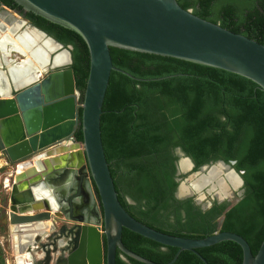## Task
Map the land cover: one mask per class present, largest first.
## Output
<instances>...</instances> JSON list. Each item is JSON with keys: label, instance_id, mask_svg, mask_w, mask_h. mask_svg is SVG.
I'll use <instances>...</instances> for the list:
<instances>
[{"label": "water", "instance_id": "95a60500", "mask_svg": "<svg viewBox=\"0 0 264 264\" xmlns=\"http://www.w3.org/2000/svg\"><path fill=\"white\" fill-rule=\"evenodd\" d=\"M12 1L26 12L76 33L88 53V73L81 102L77 104L79 93L68 68V50L33 29L58 49H63L68 63L64 68L49 69L40 79L13 89V94L0 95V151L6 162L16 163L15 169L18 163L23 167L31 165L14 178L10 197L13 206L8 214L12 235L21 232L36 235L34 247H29L36 252L34 257L28 253L31 259L28 262L114 264L117 250L125 262L128 257L142 264H155L124 248L121 231L125 229L163 247L175 248L167 264H172L182 251L194 253L206 264L195 250L223 241L239 246L241 264H264V237L252 255L247 243L233 233L219 232L198 240L179 238L157 232L131 218L116 198L100 139L101 107L109 75L111 71L120 72L111 64L109 48L220 69L249 80L264 93V46L194 16L190 10L181 9L175 0ZM0 19L9 26L15 22L1 15ZM78 125L80 143L72 136ZM66 141L73 145L65 148L80 146L82 159L78 156L77 165L68 167L75 156L68 155L64 160L67 167L55 170L59 162L54 156L61 153L60 149L65 150L60 144ZM176 153V176L186 175L182 180L176 179V199L193 198L195 205L204 210L210 204L201 202L204 192L216 203L229 202L234 191L237 197L242 195V179L230 164L216 161L192 171L191 160L179 149ZM182 162L186 163V169L181 167ZM211 167L220 168L223 174L230 172L238 185L233 188L228 182L216 184V180L222 178L218 175L201 189H192V181L199 175L206 176ZM24 182L29 189L21 190ZM30 187L35 191L43 190L49 197L48 201H42L43 209L33 214L29 211L38 202ZM219 193L227 195L220 197Z\"/></svg>", "mask_w": 264, "mask_h": 264}, {"label": "trees", "instance_id": "16d2710c", "mask_svg": "<svg viewBox=\"0 0 264 264\" xmlns=\"http://www.w3.org/2000/svg\"><path fill=\"white\" fill-rule=\"evenodd\" d=\"M183 10L264 46V0H175ZM9 4L10 0H0ZM36 28L70 47L75 90L81 102L88 53L73 31L26 13ZM111 71L100 116V139L116 198L137 222L166 235L202 239L219 232L241 237L255 255L264 237V93L252 82L220 69L168 57L109 48ZM80 110H78V122ZM81 142L79 125L73 132ZM176 149L193 163L222 161L242 179V195L210 201L176 199ZM129 200V202L127 201ZM121 243L155 264L176 249L125 229ZM195 252L206 264H241V250L223 241ZM116 250L114 264H142ZM0 264L3 263L0 249ZM172 264H203L182 251Z\"/></svg>", "mask_w": 264, "mask_h": 264}, {"label": "bare ground", "instance_id": "6f19581e", "mask_svg": "<svg viewBox=\"0 0 264 264\" xmlns=\"http://www.w3.org/2000/svg\"><path fill=\"white\" fill-rule=\"evenodd\" d=\"M19 24L22 25L20 22ZM3 27L2 26L0 27V31L4 32V33H0V53L2 54V57H3L2 65L4 67H7V70L4 71V73L0 71V95L1 96H7L11 90L17 89L26 84H29L35 78L40 79L41 74L46 72L49 68L50 69L60 68L68 63L67 57L62 56L61 60L59 58L61 56V53L62 52L64 53L65 51H63L62 49H58V47L54 43H52L48 39H45V37H43L42 35L34 31L29 33L30 34L29 37L26 34L14 35L13 32H11L9 26H8L9 29H7V27L6 28H3ZM10 33L14 36H12ZM22 33H25V32L23 31ZM31 37L36 40L35 45L37 46L38 49L35 47H32V45L31 46L27 45L28 43H30ZM42 48L44 49L46 48L47 53H44V49ZM57 52L59 53L55 54L52 57V55ZM18 56L21 57L22 59L16 58ZM13 58H16V59H13ZM68 144H70V142L66 141L63 144L64 147L63 146L62 147L65 148V146H67ZM60 150H61V153L59 154L65 153V154L74 155L73 153L75 151L80 150V146H78V148L77 147L71 148V149L66 148V150H62V149ZM57 155L58 154H56L55 156H56V159L59 161ZM64 160L65 158L61 159L62 163H64ZM30 162L31 164H33L32 161ZM62 163L60 164L61 166L60 165L56 166L55 170L61 169L63 165ZM182 163H185V162H182ZM182 163H181V167L184 168L182 166ZM29 168H31V165L27 164V166L23 167L18 164L17 169H16V175L23 173L25 169H29ZM36 172L34 170L35 174ZM218 175H221L222 178L216 180V184H220V183L225 184V182H228V184H230L233 188L236 187L234 186V183H237V180L233 179L230 176L231 175L230 172L223 174L221 169L218 167L217 168L211 167L207 171L206 176L204 177L199 175L195 180L192 181V183L190 184V187L192 189L194 188L195 190H199L202 188L203 184H205L208 180L214 181L216 178H218ZM41 176L42 175H39V177ZM15 180L16 179H14L13 182H15ZM20 188L21 190H26V189H29V185L26 182H24L20 186ZM30 188L33 191L32 193L33 198L38 202V204L34 205L29 211V214H33L32 213L33 211L37 212L43 209L42 201H45V199L48 201L49 197H47L48 195H46V193L43 190L35 191L32 187ZM183 190L186 191L185 188ZM46 192H48V190ZM218 195L220 197H224L227 195V193H219ZM48 212L50 214L52 213L51 211H48ZM46 222H47L46 225L49 226V223H48L49 221L46 220ZM48 229H46L45 232H48ZM34 234L35 233L29 234L27 232L25 233L21 232L20 235H15L16 245H19V246L21 245L22 248L23 247L26 248L27 246L34 247L33 244L35 243L34 240L36 239V235ZM21 254L22 255L17 256V259L15 261L16 264H31L30 262H28L31 260L28 252L21 253Z\"/></svg>", "mask_w": 264, "mask_h": 264}, {"label": "rangeland", "instance_id": "374dc122", "mask_svg": "<svg viewBox=\"0 0 264 264\" xmlns=\"http://www.w3.org/2000/svg\"><path fill=\"white\" fill-rule=\"evenodd\" d=\"M16 58H19V56ZM16 58H13V59H16ZM1 69L4 71L3 68ZM54 70H57V69H54ZM10 93L13 94V90H11ZM77 104H79V99L77 100ZM15 164H10L6 162L4 155L0 151V249L2 252V259H3L4 264H16L15 261L17 259V256L22 255L21 253L28 252L30 255H32L36 251L33 248H29L30 246H27L26 248L25 247L22 248L21 245L20 246L16 245L15 235H12L8 230V227L10 229V227L12 226V225L8 226V214L11 212V208L13 206L10 201V197H11L12 186L14 183L13 181H14V177L16 175V169H17V168L15 169ZM185 176L186 175H183V177ZM234 193L236 192L234 191L233 194ZM203 194H204V198L202 199L201 202L206 203V202L213 201L210 199L209 195H207L205 192ZM53 225H57V223H53ZM30 249H33V250H30ZM19 251L21 252L19 253Z\"/></svg>", "mask_w": 264, "mask_h": 264}, {"label": "flooded vegetation", "instance_id": "af4514ba", "mask_svg": "<svg viewBox=\"0 0 264 264\" xmlns=\"http://www.w3.org/2000/svg\"><path fill=\"white\" fill-rule=\"evenodd\" d=\"M11 2L9 3V4H4L3 2H0V15L1 16H3V18L4 19H9V18H13L14 19V21L15 22H12L11 23V25L9 26L10 27V30H11V32H14V35H19V34H21V35H23V34H26L28 37L30 36V32H32V31H34L33 29H36V30H39L38 28H36L35 26H34V24L32 23V22H30L29 20H28V18L26 17V13H28V12H26L25 10H23L20 6H18L14 1H12V0H10ZM1 22H3V21H1ZM19 22H22V25H20L19 24ZM3 27V28H6L7 27V29H9L8 28V26H7V24H2V23H0V27ZM22 30H24V32L25 33H22L23 31ZM40 31V30H39ZM42 32V31H41ZM0 33H4V32H1L0 31ZM29 34V35H28ZM45 34V33H44ZM46 35V34H45ZM46 39V38H45ZM33 40V41H32ZM53 40V39H52ZM32 41V42H31ZM31 41H30V43H28L27 45H32V47H35V48H37V46L35 45L36 44V40L34 39V38H32L31 37ZM47 48V47H46ZM46 48L44 49V48H42V49H44V53H47V50H46ZM38 49V48H37ZM63 49H66V50H68V52H69V50L70 49H68L67 47H63ZM62 49V50H63ZM61 50V51H62ZM61 51H59V52H61ZM59 52H57V53H54L53 55H52V57L55 55V54H58ZM38 54V53H37ZM39 55V54H38ZM70 55V54H69ZM62 56H65V57H67L66 56V53L64 52H62L61 53V56L59 57L60 58V60H61V57ZM2 54L0 53V71L2 72V73H4V71H6L7 70V67H4L3 65H2ZM18 59H21V57H19ZM65 65H67V64H65ZM64 65V67H66ZM63 67V68H64ZM1 68H3L4 69V71L1 69ZM175 155L177 156V153H176V151H175ZM178 157V156H177ZM177 163H178V158H177V160H176V165H177ZM182 166L186 169V163H182ZM235 182V181H234ZM237 185V183H234V186H236ZM242 188V187H241ZM234 196H236V194L234 193L233 194ZM9 226V225H8ZM8 230H9V227H8ZM32 257H34V255L32 254Z\"/></svg>", "mask_w": 264, "mask_h": 264}, {"label": "crops", "instance_id": "0c3cea01", "mask_svg": "<svg viewBox=\"0 0 264 264\" xmlns=\"http://www.w3.org/2000/svg\"><path fill=\"white\" fill-rule=\"evenodd\" d=\"M64 144V143H63ZM63 144H60L61 145V147L63 146ZM60 145H59V147H57V148H60ZM71 145H73V144H68L67 146H71ZM64 147V146H63ZM63 149H65L66 150V148H63ZM68 149V148H67ZM74 152V151H73ZM68 153H70V152H68ZM75 156H73L72 158V160H71V162L69 163V165H68V167H70V166H75V165H77V158H78V156L80 157V159H82V152H81V150L80 151H75L74 153H73ZM68 155H70V154H65V153H63V154H58L57 155V157H58V159H59V163H58V166L62 163V161H61V159L62 158H65V159H67L68 158ZM54 157H56V156H54ZM46 159H48V158H46ZM56 159V158H55ZM63 165H62V168H65V166L67 167V164L64 162V163H62ZM61 166V165H60Z\"/></svg>", "mask_w": 264, "mask_h": 264}, {"label": "clouds", "instance_id": "9594fccd", "mask_svg": "<svg viewBox=\"0 0 264 264\" xmlns=\"http://www.w3.org/2000/svg\"><path fill=\"white\" fill-rule=\"evenodd\" d=\"M1 21H3V20L0 19V23H2V24L4 25V24H5V23H3L4 21H3V22H1ZM7 26H8V25H7ZM22 31H24V30H22ZM46 36H47V35H46ZM47 37H49V36H47ZM49 38H50V37H49ZM51 39H52V38H51ZM55 42H56V41H55ZM70 62H71V60H70ZM69 65H70V64H69ZM41 77H42V75H41ZM14 172H15V171H14ZM14 172H13V173H14ZM6 186H7V185H6ZM35 252H36V251H35ZM37 257H38V256H37Z\"/></svg>", "mask_w": 264, "mask_h": 264}]
</instances>
